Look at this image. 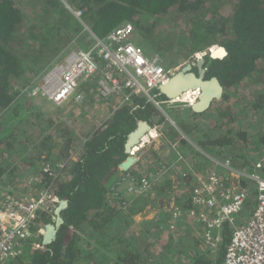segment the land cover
Wrapping results in <instances>:
<instances>
[{"label": "trees", "instance_id": "obj_1", "mask_svg": "<svg viewBox=\"0 0 264 264\" xmlns=\"http://www.w3.org/2000/svg\"><path fill=\"white\" fill-rule=\"evenodd\" d=\"M31 1L35 7L26 10L20 0H0V184L14 187L13 194H19V188L28 189L27 181L33 178L30 182L35 188H48L69 203L62 211L64 222L55 241L44 247L40 236L39 248L33 250L28 243L25 253L7 264H148L150 228L146 235L145 227L141 229L132 218L135 209L127 205L132 210L125 211L126 199L118 187L127 176L141 180L139 171H122L119 165L127 157L128 133L139 121L151 119L153 103L144 95L133 96L131 101L116 103L102 123H79L73 118L75 126L72 121H62L54 127L55 117L42 115L36 103L28 102L24 88L33 86L37 77L44 78L73 49L70 47L87 45L83 22L99 37L131 22L136 30L134 42L146 43L154 53L167 54L166 50L173 49L194 53L211 44L224 45L228 50L224 59L206 56L209 74L216 75L230 92H240L244 86L263 88L264 0H83L80 6L78 0ZM66 2L82 10L83 22ZM162 16L185 20L182 32L174 28L176 39L162 36L159 23L168 20ZM92 80L80 86L88 99L95 95L97 80ZM222 106L215 113L232 119L231 106L225 110ZM253 108L264 110V93H256ZM231 135L211 139L210 145L238 143ZM247 138L245 131L239 132V141ZM255 143L264 144V131L257 134ZM74 144L78 147L71 153ZM62 162L65 168L60 170ZM48 164L56 169L54 173L46 168ZM52 216L42 212L39 220L54 222ZM232 232V224L226 223L223 243L215 253L185 249L182 253L189 264L221 261Z\"/></svg>", "mask_w": 264, "mask_h": 264}, {"label": "built area", "instance_id": "obj_2", "mask_svg": "<svg viewBox=\"0 0 264 264\" xmlns=\"http://www.w3.org/2000/svg\"><path fill=\"white\" fill-rule=\"evenodd\" d=\"M66 4L74 16L76 15L82 22V10L74 8L68 2ZM91 32L96 43L88 50L74 47L63 60L50 68L41 85L36 88L38 95L47 97L57 105L73 96H76L77 102H80L79 100L84 97L78 92L81 84L100 74L102 76L98 82L100 93L106 100L121 96L120 103H124L131 101L133 96L144 95L149 97L159 110L164 102H182L162 101L153 97V93L166 83L180 66L166 67L157 55H149L141 45L136 44L133 40L136 33L133 23L125 22L105 37H99L93 30ZM214 45L218 46L212 44L208 50H200L192 58H198L202 56L201 53L212 51ZM192 95L194 101L189 99L185 101L190 106L198 100L199 93L193 90ZM164 115L169 117L167 113ZM153 128H162V125L158 124ZM150 132L148 136H151L152 132ZM147 135L132 147L131 155L137 156L141 153L144 145L149 141L145 139ZM183 155L178 152L174 162L181 164L184 161ZM214 161L218 164L216 160H212ZM174 162L169 166L159 167L157 176L159 177L162 172L170 174L164 179L168 178V182L173 183L175 187L176 180L184 178L188 188L192 187L193 192L189 199L190 205L185 207L180 205V208L179 204L174 203V210L169 213L171 220L186 215L192 221L201 224V227L196 229L197 233L211 248V253H215L223 243L225 224H232L233 232L226 246L224 258L210 264H264V147L253 171L244 172L227 165L229 170L224 174L225 176L213 172L208 179L197 181L196 185L187 178V175L193 172L182 170L180 173L174 167ZM46 168L51 173L56 170L51 164ZM64 168L65 162L60 163L59 169ZM173 172L179 174L177 179L172 175ZM243 177L256 183L257 204L253 211L250 210L246 214L247 218L238 223L236 218L247 209L246 204L251 194L250 186L245 184L246 180ZM32 179L27 181V186H31L30 188L19 194L4 192L0 199V264H7L10 260L23 255L28 243L33 250L39 248L37 239L44 236L46 231V224L39 220L42 212L53 214L52 218L56 220L55 209L61 202L60 196L48 188H35V184L30 182ZM131 179L137 184L138 195L151 190L153 186V180L145 176H142L140 181L133 176ZM228 181L232 183L230 187L227 186ZM214 259L212 255L211 260Z\"/></svg>", "mask_w": 264, "mask_h": 264}, {"label": "rangeland", "instance_id": "obj_3", "mask_svg": "<svg viewBox=\"0 0 264 264\" xmlns=\"http://www.w3.org/2000/svg\"><path fill=\"white\" fill-rule=\"evenodd\" d=\"M20 2L26 10H31L35 7L31 0H20ZM75 17L79 20L76 15ZM162 17L168 19L161 20L159 23L161 32H163L162 36L171 35L169 37L171 39L173 35L176 39L178 34L175 32L174 28L180 29L181 32L186 28V25L184 26L185 20L183 17H180L179 20L169 18V16ZM83 30L86 31L84 38L89 39V42L84 47V49L88 50L96 43V40L94 39L90 28L86 27ZM135 38L134 39L137 40V37ZM210 46H207L205 50H208ZM75 47L81 46L77 45ZM142 47L146 50V53L149 55H157L161 61L168 66H181L184 62L186 63L189 60L196 58H192L196 52L189 53V51H187L186 53H176L174 52L176 50L173 49L166 50L167 54L161 52L154 53V51L148 48L146 43H143ZM70 48H74V46ZM64 58L65 57L61 60ZM42 81V76H39L34 81L33 86L32 84L28 85L24 90L26 91L28 102L33 104L36 103L40 108L39 110L43 113L42 115L46 117H55L53 123L54 127L55 124L62 121L70 122L73 118L78 119L79 123H85L88 120L89 123L92 124L93 122L102 123L112 114L114 106L117 103L116 100H118V98L114 100L112 97L107 100L104 99L99 88V92H96L91 99H88L87 95H85L83 101L77 102L76 98L70 97L60 105H57L49 101L47 97L40 96L36 93V88L41 85ZM258 92L264 93V87L254 86L253 88H250L244 86L241 88L240 92H230L225 89L222 99L215 101L212 107L204 112L199 118H195V124L197 123V127H195L193 132H188L180 125V119L185 118V116H187L186 113L191 112L189 106L184 102H176L172 106H167L166 104V106L163 105V107L160 108L161 114H163L164 117L162 128H153L154 131L152 130V133L150 132L151 136H148L149 134L146 136L149 141L146 142L142 149L143 155L141 161L130 168V171H132L131 169L136 173L139 171L142 176L153 180L151 190H146L143 194L138 195L136 193L137 184L130 178V176L125 177L123 180L124 182L118 187V191H122L124 194L126 202L128 203L127 205H129L128 207L135 209V212H132V218L137 223V226L141 227V229H144L145 227V233L147 232L146 228H150L149 231L151 232H148L149 235L146 233V240L150 244L152 256H149L150 259L148 264H188L189 258L186 254L182 253V247L185 246L187 251L193 253L200 250V247H198L199 242L197 244L199 239L196 237L194 241L190 234L194 233L192 232L193 228L198 229L201 227V224L192 221L186 215L172 220L169 215V213L174 210L175 204H179L180 208V205L185 207L191 204V200L189 199L193 190L192 187L188 188L187 181H185L184 178H178L179 174L175 172H173L172 175H175L176 179L178 178L175 182L176 187L173 183L170 184L168 182V178L164 179L169 177L170 174H164V172H162L159 177L157 176V170L159 167L164 165L169 166L175 161V156L171 157L167 152L170 149L177 148L181 153L182 151L186 152V149L188 148L191 149L193 154L197 155V157H193V160H187L181 153L184 156V161L181 162V164L176 162L173 164L180 173L182 171L183 163L186 164L188 168L198 167L197 161L204 163L205 170L195 171L187 175V178L191 180L193 185H196L197 181L200 182L201 180L208 179L213 172L222 177L225 176L224 174L229 170L227 165L244 172L253 171L255 162L264 147V144L262 143H255V137L257 134L264 131V110L253 108V103L256 101V93ZM227 94L229 95V99L224 100V97ZM221 104L224 105L222 106V109L224 110L228 105L231 106L234 112L232 119L229 117L228 119H224L215 113L216 107ZM165 113H167L169 117H167V115L164 116ZM190 117L192 118L193 116L190 115ZM76 124V121H72V126H75ZM219 125H221V127H219ZM86 128H88V126H85V128L82 129L86 131ZM231 128L233 131H230ZM166 129H168V132ZM240 131H245L248 136V138L242 142L241 140H238V134ZM230 132H232L233 135L231 136H233L235 140L237 139L238 143L226 144V146L223 147L210 145L213 139H218L217 137L221 135H226V137L229 138L228 134ZM175 133L177 134L175 135ZM53 141H56L59 144L62 143L61 140L54 139ZM243 146L245 148H242ZM77 147L78 146L74 144L71 153H74V150ZM241 148L245 150L243 155H241L243 152ZM72 155V159L76 160V155ZM210 160H216L218 164H216L215 161L210 163ZM227 162L229 163L226 164ZM210 164H212V166H210ZM208 166H210V168H208ZM222 168L225 169V172H222L224 170H222ZM121 174L122 173H120V175ZM243 178L246 180L245 184L250 186L251 194L246 204L247 209L236 218L238 223L245 220L248 216L246 214H248L250 210L253 211V208L257 204L258 193L256 190V183L247 177ZM231 184V181L227 182V186L230 187ZM14 189L15 188L10 185L4 186L0 184V199L4 192H12ZM23 191L24 187H21L18 190L20 193ZM123 205L126 212L132 210L127 208L125 202ZM157 225L160 230L157 229ZM139 233L140 232L137 234L139 235ZM198 236L200 240H202L200 243H204L200 234ZM82 244H85V242H82ZM195 245L197 246L195 247ZM191 247L193 248L191 249ZM202 248L203 250H200L202 252L201 254L209 252L211 254L212 250L206 243H204ZM179 251H181V253H178Z\"/></svg>", "mask_w": 264, "mask_h": 264}, {"label": "water", "instance_id": "obj_4", "mask_svg": "<svg viewBox=\"0 0 264 264\" xmlns=\"http://www.w3.org/2000/svg\"><path fill=\"white\" fill-rule=\"evenodd\" d=\"M83 4V0L77 1V6ZM83 22V21H82ZM84 26L87 24L83 22ZM218 49L215 51L206 52L201 54L202 56L196 58L182 68L177 70L173 76L164 84H162L156 91V97H164L165 100H179L188 90L200 89L198 100L191 104V111L195 113H202L207 111L213 104V102L221 99L224 94L225 87L217 77L205 78L206 68L200 70V74L193 72V67L197 64L200 66L205 62L206 56L209 55L212 58H223L228 55V50L224 45L218 44ZM209 53V54H208ZM171 106V102L167 103ZM154 115L149 120H141L137 126L128 133V137L125 143V152L127 157L119 165L122 171H128L131 167L139 162L143 155V151L139 155H131V149L137 145L141 139L149 134L150 129L154 124H159L163 119V114L157 108H153ZM165 116V115H164ZM189 124V123H188ZM183 127L187 130V124L184 123ZM68 199H62L60 204L55 210L56 220L46 224V231L43 236V246L51 244L56 240L59 229L64 222L62 211L68 206Z\"/></svg>", "mask_w": 264, "mask_h": 264}, {"label": "crops", "instance_id": "obj_5", "mask_svg": "<svg viewBox=\"0 0 264 264\" xmlns=\"http://www.w3.org/2000/svg\"><path fill=\"white\" fill-rule=\"evenodd\" d=\"M96 88L94 87V93L96 94ZM85 92V91H84ZM98 92V91H97ZM115 100V99H114ZM147 120V119H146ZM149 121H150V119H148ZM162 122H163V120L159 123L160 125H162ZM156 125H158V124H154L153 123V127H156ZM157 127H159V126H157ZM166 131L168 132V129H166ZM169 132H170V128H169ZM182 151V150H181ZM179 152V150L176 148V149H170L168 152H167V154L169 155V156H177V153ZM182 154H184V156L186 157V159L187 160H190V159H192L193 160V157H197V155H195V154H193L192 152H191V149H186V152H184V151H182L181 152ZM210 163H213L212 162V160H210ZM197 164H198V167H195V168H188L187 167V165L186 164H184L183 163V165H182V170H186V171H188V173L189 172H195V171H203V170H205V167H204V163H202L201 161H197ZM210 166H212V164H210ZM210 166H208V168H210ZM224 168H222V170H223ZM222 172H225V169L222 171ZM192 232H194V233H191L190 235L192 236V239L194 240L196 237L199 239V241H197V244H198V242H199V246L198 247H200V250H203V246H204V243H200V241H202V240H200V238H199V234L197 233V230H196V228H193V230H192ZM195 241V240H194ZM197 245H195V247H196ZM193 247H191V249H192ZM183 249H185V247H182V250ZM181 250V249H180ZM181 250V251H182ZM186 250V249H185ZM200 250H197V251H200ZM181 251H179L178 253H181ZM201 252V251H200ZM202 253V252H201ZM189 264V263H188Z\"/></svg>", "mask_w": 264, "mask_h": 264}, {"label": "flooded vegetation", "instance_id": "obj_6", "mask_svg": "<svg viewBox=\"0 0 264 264\" xmlns=\"http://www.w3.org/2000/svg\"><path fill=\"white\" fill-rule=\"evenodd\" d=\"M209 54V53H208ZM226 57V55L223 57V58H215V59H224ZM206 62H207V58H206V60H205V62L200 66L199 64H197V65H195L194 67H193V72L194 73H197V74H200V70L202 69V68H206V71H205V78H207V79H210L211 77H217L216 75H211V74H209V72H210V68L208 67V66H206L205 64H206ZM218 78V77H217ZM219 79V78H218ZM220 80V79H219ZM222 99V98H221ZM213 104H214V102H213ZM212 104V105H213ZM216 104H218V103H216ZM212 107V106H211ZM190 109V108H189ZM191 110V109H190ZM206 112V111H205ZM204 112H202V114H203ZM187 114H189V116H185V118H183V119H180V125L183 127V124L184 123H186L187 124V127L189 128V129H187V131L188 132H193L194 130H195V127H197V123L195 124V120L197 119V118H199L202 114L200 113V115L198 114V113H195V112H189V113H186V115ZM190 115L191 116H193L192 118L190 117ZM196 118V119H195ZM189 123V124H188ZM184 128V127H183ZM145 139H147V138H145Z\"/></svg>", "mask_w": 264, "mask_h": 264}, {"label": "clouds", "instance_id": "obj_7", "mask_svg": "<svg viewBox=\"0 0 264 264\" xmlns=\"http://www.w3.org/2000/svg\"><path fill=\"white\" fill-rule=\"evenodd\" d=\"M71 6H72V5H71ZM84 27L86 28V26H84ZM87 27L90 28L88 25H87ZM90 29H91V28H90ZM194 60H196V59H194ZM191 61H193V60H190V61H188V62H191ZM188 62H186V63L184 62V63L179 67V69L182 68L183 65H186ZM164 65H165V63H164ZM165 66H166V67H169L168 65H165ZM171 66H173V65H171ZM171 66H170V67H171ZM173 67H176V66H173ZM179 69H178V70H179ZM101 77H102V76H100V77L95 76V77L93 78V80H92L93 83H94V79L97 80V85L95 86V88H96V90H97L98 92H99V90H98V89H99V84H98V82H99V80L101 79ZM81 85H82V84H81ZM156 91H157V90H156ZM156 91H155V92H156ZM78 92H80V93H82V94L84 95V97H83V99H84L86 93H85L84 91L81 90V87L79 88ZM77 94H78V93H77ZM73 97L75 98L76 96H73ZM146 97H147V96H146ZM153 97L156 98L157 100H160V98L158 99V98H157L156 96H154V95H153ZM147 98L153 103L154 108H157V107L155 106L154 102H153L149 97H147ZM83 99H81V100H79V101L81 102V101H83ZM113 99H117V98H113ZM76 100H77V99H76ZM120 100H121V96H118V100H116V102H117V103H120ZM161 100H162V99H161ZM163 100H165V99H163ZM163 100H162V101H163ZM77 101H78V100H77ZM182 102H184L187 106H189V108L191 107V106H190L189 104H187L185 101H182ZM174 103H176V102H174ZM174 103H171V106H172ZM163 104L166 106L167 103L164 102ZM167 106H168V104H167ZM157 109H158V108H157ZM158 110H159V109H158Z\"/></svg>", "mask_w": 264, "mask_h": 264}, {"label": "bare ground", "instance_id": "obj_8", "mask_svg": "<svg viewBox=\"0 0 264 264\" xmlns=\"http://www.w3.org/2000/svg\"><path fill=\"white\" fill-rule=\"evenodd\" d=\"M216 49H218V47L214 48L213 50L215 51ZM192 92H193V90H188L184 95L181 96V98L179 99V101H186L188 99L190 101H194L195 98L193 97ZM197 93H200V89H197ZM145 138H147V137H145ZM49 223H51V222H49Z\"/></svg>", "mask_w": 264, "mask_h": 264}]
</instances>
